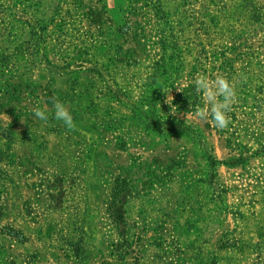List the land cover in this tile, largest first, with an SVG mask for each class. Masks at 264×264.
<instances>
[{"label": "rangeland", "instance_id": "374dc122", "mask_svg": "<svg viewBox=\"0 0 264 264\" xmlns=\"http://www.w3.org/2000/svg\"><path fill=\"white\" fill-rule=\"evenodd\" d=\"M221 77L235 90L225 129L215 126L207 97L195 91L197 79ZM53 99L71 111L74 129L51 118ZM36 108L49 113L46 123L33 116ZM200 110L207 119L199 118ZM23 123L35 128L26 133ZM0 125L10 145L27 136L45 148L50 131L66 129L70 153L104 151L107 185L117 175L112 162L119 156V165L130 166L119 177L139 189L142 177L149 176L152 151L159 157L156 168L181 162L203 169L205 181L211 179L223 193L259 191L264 185V0H0ZM20 146L2 147L0 174L14 165L18 169L17 161L8 162L12 154L22 158ZM28 153L34 158V147ZM27 170L32 182H58L44 174L45 165L29 163ZM39 193L46 199L66 196L47 188ZM59 209L67 213L70 207ZM119 212L116 224L105 216L83 231L90 248L96 250L100 241V250H106L101 264L220 263L206 250H172L169 258L165 250H149L147 223L127 221ZM61 213L45 226L52 236L69 235L72 225L82 230L83 224L64 223ZM231 253V264H264V250Z\"/></svg>", "mask_w": 264, "mask_h": 264}, {"label": "crops", "instance_id": "0c3cea01", "mask_svg": "<svg viewBox=\"0 0 264 264\" xmlns=\"http://www.w3.org/2000/svg\"><path fill=\"white\" fill-rule=\"evenodd\" d=\"M21 127L26 133V129L35 128L30 123H23ZM2 130L0 153L3 146L18 144L23 156L18 159L12 154L8 164L17 161L18 169L14 165L6 172L1 170L3 174H0L3 176L0 178V264H101L106 250H100V241L96 250L90 248L83 231L88 230L91 222L105 221V216L116 224L107 213V207L114 200L117 179L120 174L128 173L130 166L119 165L117 156L112 162L117 175L107 185L104 151L96 154L88 151L80 156L70 153L68 149L72 147L66 143V129H53L46 135L45 139L51 141L49 149L41 146L36 137L27 136L15 139L10 145ZM31 147H34V158L26 154L31 153ZM149 159L148 178L142 177L139 189L126 184L122 202L124 219L130 221L134 217L147 223L149 250H165L167 258L174 254L172 250H206L222 264H231L232 250H264V185L259 191L248 192L247 187L245 194L233 196L219 190L211 179L205 181L203 169L201 172L198 167L186 168L181 162L156 168L158 162L155 161L159 157L152 151H149ZM129 161L132 162L131 157ZM27 163L47 166L44 174L58 182L47 180V185L32 182L30 171H26ZM2 164L0 167L4 166ZM16 177L18 181L14 180ZM68 177L72 179L67 181ZM147 179L149 182H145ZM42 188H47L51 194L61 191L66 196L55 199V194L42 198L39 193ZM62 205L70 207L67 213L59 209ZM60 211L65 217H62L64 223L83 224L82 230L74 231L72 225L70 236L66 231L52 236L45 226L47 222L51 224L52 215ZM97 232L100 234L99 229ZM125 257L119 259L124 263Z\"/></svg>", "mask_w": 264, "mask_h": 264}, {"label": "clouds", "instance_id": "9594fccd", "mask_svg": "<svg viewBox=\"0 0 264 264\" xmlns=\"http://www.w3.org/2000/svg\"><path fill=\"white\" fill-rule=\"evenodd\" d=\"M195 91L207 97V101L210 104L211 119L214 121L215 126L218 129L227 128L230 123L228 112L235 98V90L231 83L222 77L211 82L205 78H199L195 81ZM167 103H169L168 98ZM52 109L51 118L62 122L68 130L75 128L73 115L63 102L53 99ZM198 115L200 119L208 118V114L204 110H200ZM33 116L45 123L50 119L49 113L40 108L34 110Z\"/></svg>", "mask_w": 264, "mask_h": 264}, {"label": "trees", "instance_id": "16d2710c", "mask_svg": "<svg viewBox=\"0 0 264 264\" xmlns=\"http://www.w3.org/2000/svg\"><path fill=\"white\" fill-rule=\"evenodd\" d=\"M247 1H251V0H247ZM256 17H260L259 14H256ZM126 183L124 180H122L120 177L117 179L116 182V187H115V191H114V200L111 202V204L109 205V207H107L110 216L112 217L113 221L117 223V220H115L116 217H121L119 215V209H121L122 211V202L124 200V194H125V189H126ZM113 208V209H112ZM116 208H118L117 210H115ZM115 217V218H114ZM122 218V217H121Z\"/></svg>", "mask_w": 264, "mask_h": 264}]
</instances>
